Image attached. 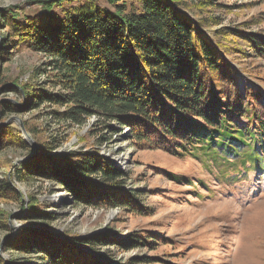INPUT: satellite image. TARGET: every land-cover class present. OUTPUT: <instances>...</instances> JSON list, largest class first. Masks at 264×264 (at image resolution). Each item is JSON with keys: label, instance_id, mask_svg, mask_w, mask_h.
<instances>
[{"label": "trees", "instance_id": "16d2710c", "mask_svg": "<svg viewBox=\"0 0 264 264\" xmlns=\"http://www.w3.org/2000/svg\"><path fill=\"white\" fill-rule=\"evenodd\" d=\"M198 3L38 0L34 12L10 6L0 9V23L10 40L4 50L29 49L48 59L43 74L50 75L48 82L60 93L39 90L30 108H62L55 115L69 126L81 127L95 117L110 131L111 124L129 128L138 149L216 165L225 180H245L252 173L264 176V96L247 87L241 91L240 74L230 57V51H237L264 60V35L211 30L220 22L201 12L213 4ZM225 42L244 43L250 53ZM3 108L4 117L13 110ZM36 144L38 154L28 161L33 154L20 133L0 130V153L11 147L30 153L15 172L19 182L47 180L68 192L77 206L123 207L135 215L144 209L138 191L125 187L123 173L97 149L56 154L58 145L44 146L39 140ZM36 202L32 200L23 220H53V214L40 211ZM145 234L116 241L105 233L67 237L33 226L20 230L7 249L37 255L43 264H111L98 250L113 245L123 251L135 249L160 238ZM145 262L131 259L127 264Z\"/></svg>", "mask_w": 264, "mask_h": 264}, {"label": "rangeland", "instance_id": "374dc122", "mask_svg": "<svg viewBox=\"0 0 264 264\" xmlns=\"http://www.w3.org/2000/svg\"><path fill=\"white\" fill-rule=\"evenodd\" d=\"M36 1L0 0V9L17 5L25 12H34ZM209 1L213 5L204 8L202 16L220 22L211 30L230 28L264 35V0ZM183 2L195 7L199 4L198 0ZM7 31L0 23V130L10 128L13 134L20 133L22 140H39L44 146L58 145L56 154L97 149L123 173L125 187L138 191L144 209L138 211L140 216L125 212L123 207L77 206L68 192L47 180L34 177L19 182L15 172L32 148L27 143V154L11 147L0 153L1 262L43 264L37 255H18L7 249L20 230L34 226L67 237L105 233L119 241L145 232L160 237L150 246L123 251L113 245L98 250L97 254L112 260L111 264H127L131 259L146 261L142 264H264V176L252 173L245 180H225L216 165L202 164L189 156H170L161 150L138 149L131 142L129 128L111 124L114 129L110 131L95 117L81 127L69 126L55 115L62 108L49 104L30 108L39 90L50 94L60 90L48 82L50 75L43 74L48 68L45 56L29 49L4 50L10 43ZM225 45L250 53L244 43ZM230 57L240 74L241 91L247 87L264 96V60L247 58L237 51H230ZM27 93L33 97L27 98ZM5 105L13 110L4 117ZM165 174L176 175V181ZM187 181L192 182L187 186ZM31 199L54 219L23 220Z\"/></svg>", "mask_w": 264, "mask_h": 264}, {"label": "water", "instance_id": "95a60500", "mask_svg": "<svg viewBox=\"0 0 264 264\" xmlns=\"http://www.w3.org/2000/svg\"><path fill=\"white\" fill-rule=\"evenodd\" d=\"M23 140L26 143H28L30 145V147L32 148V154H33V156L37 155V153H38V146H37V144L32 139H30V138L28 140L26 138L25 139L23 138Z\"/></svg>", "mask_w": 264, "mask_h": 264}]
</instances>
